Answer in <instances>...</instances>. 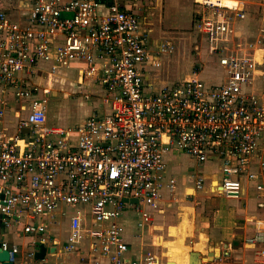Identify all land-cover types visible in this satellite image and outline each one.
Instances as JSON below:
<instances>
[{
    "label": "built area",
    "instance_id": "built-area-1",
    "mask_svg": "<svg viewBox=\"0 0 264 264\" xmlns=\"http://www.w3.org/2000/svg\"><path fill=\"white\" fill-rule=\"evenodd\" d=\"M137 1L32 0L21 21L0 9V226L31 240L24 261L17 245L0 240L11 264H35L36 248L58 246L46 222L59 217L69 222L65 252L80 251L86 237L90 253L110 264H155L148 254L127 260L119 219L131 207L149 222L172 153L198 165L222 160L216 193L227 199L241 198L244 181L264 197V17L251 38H241L233 23L246 18L242 2L194 0L201 10L193 28L217 59L218 81L194 77L153 91L145 75L158 61ZM171 51L168 42L158 48ZM73 64L93 92L80 95L98 109L74 127L48 126V90L21 74ZM8 93L19 103L10 129ZM256 160L261 172L253 171ZM204 182L198 177L194 188Z\"/></svg>",
    "mask_w": 264,
    "mask_h": 264
},
{
    "label": "crops",
    "instance_id": "crops-1",
    "mask_svg": "<svg viewBox=\"0 0 264 264\" xmlns=\"http://www.w3.org/2000/svg\"><path fill=\"white\" fill-rule=\"evenodd\" d=\"M236 1L242 2L245 8V1ZM137 4L135 11L140 16L141 23L150 29L148 42L150 52L158 61V66H148L145 75V80L153 87V91L163 85L180 83L194 77L207 84L218 81L221 71L216 65V57L209 53L208 48L206 52L213 64L210 69L205 68L188 78H185L183 70V79L176 82L169 81L160 71V68L165 66L167 69L174 45L167 39H155L159 33L167 35L169 31H175L176 29H173L175 27L177 30H183L190 26L205 42L204 36L193 28L195 14L201 10L194 0H191V5L187 1L176 0H138ZM21 6L24 7L23 10L13 20H23L28 5L25 1L19 7ZM171 14L175 17L174 23L167 22ZM259 25L260 21L250 25L246 11V18L233 23V30L235 34L239 33L241 38H251ZM166 42L172 46V51L159 55V46ZM205 46L207 47L206 44ZM214 69L216 71L219 69L216 80H206L210 76L206 71L214 72ZM78 70V66L73 64L69 68L58 67L53 74H47L39 69L32 75L21 74L25 79L37 84L40 89L48 90L46 114L48 126L74 127L83 123L98 109L99 104L95 99L85 100L80 95L93 92L88 82L84 81L81 84ZM203 73L206 76L201 78ZM5 101L8 103L5 124L10 129L15 125V113H19V103L11 93L5 94ZM53 109L54 114H50ZM256 162L257 160L253 171L261 172ZM187 164L194 170L191 172L186 170ZM221 168L222 160L213 158L198 165L185 154L172 153L166 161L161 197L155 209H148L149 222L142 223L135 213L136 209L131 207L119 219L124 239L128 244L127 260L140 259L148 254L156 260L155 264H168L170 261L178 263L177 260H180V264H188L192 259L198 264H264V206L260 208L257 206L259 202L264 203V197L258 199L253 184L247 181H244L240 199H227L216 193L212 189V182L213 178L217 179H214V184L219 181ZM198 177L205 181L201 190L194 188V182ZM170 180L174 181L172 190L167 187ZM86 218L89 222L87 215ZM46 224L50 242L54 241L58 246H53L52 243L44 246L45 256L43 260L34 259L35 264H110L106 257L90 253L86 237L80 251H63L62 245L69 234L67 218L59 217L55 225L47 222ZM171 229H174L176 234L172 235ZM0 240L17 245L20 249V260H27V254L31 251L29 246L31 240L28 236L19 235L13 229H3L0 226ZM177 242L181 244L177 245ZM36 249L35 253L38 252ZM169 254L173 256L171 260Z\"/></svg>",
    "mask_w": 264,
    "mask_h": 264
},
{
    "label": "rangeland",
    "instance_id": "rangeland-1",
    "mask_svg": "<svg viewBox=\"0 0 264 264\" xmlns=\"http://www.w3.org/2000/svg\"><path fill=\"white\" fill-rule=\"evenodd\" d=\"M28 5L29 2L32 0H0V9H3L10 18H16L19 15H17L21 10H23L21 3L25 2ZM176 1H187L191 5V0H176ZM213 1H219V4L224 6L233 7L236 6L238 1L236 0H213ZM246 2L245 4V10L248 13V22L250 25L255 24L256 22L260 21L264 17V0H243ZM131 3V2H129ZM247 6V9H246ZM171 12V11H170ZM159 15L161 13L159 12ZM170 20H167L168 23H174L173 19L175 20V17L173 14L170 15L168 18ZM18 21V20H14ZM186 25V24H185ZM175 31H169L170 33L167 35H159L155 37V39L161 40V39H167L170 40L174 45V51L170 58L168 59V66L166 69V66L163 68H160V71L162 74L171 82L181 81L183 79L182 71L184 70V76L185 78H188L193 73L201 72L202 70L210 69V67L213 65L210 60L209 56L206 52L207 47L205 46V42L202 40L203 38L195 33L190 26L184 28L183 30H177ZM206 47V48H205ZM173 56V57H172ZM182 58V59H181ZM166 69V73H165ZM211 71H206V74H210L208 76L209 78L206 79L208 81H215L218 77L219 69L216 71L215 69ZM209 72V73H208ZM211 72V73H210ZM206 76L204 73L201 75V78H204ZM218 79V78H217ZM57 99V98H56ZM52 108V104H51ZM67 109V106L66 108ZM50 114H54V109L50 112ZM191 165L187 164L185 165L186 170H194L193 167H190ZM217 180L216 178H214ZM215 188V184H214ZM213 190L215 191V189ZM216 192V191H215ZM182 213H185V211H182ZM185 224V223H184ZM171 234L174 235L175 230L171 229ZM182 235H184V231H182ZM63 239V238H62ZM177 245H180L181 243L177 242ZM174 248L176 246H173ZM179 248H182V246H179ZM170 260L173 258L171 254H169ZM177 262H173L175 264H180V260H177Z\"/></svg>",
    "mask_w": 264,
    "mask_h": 264
},
{
    "label": "water",
    "instance_id": "water-1",
    "mask_svg": "<svg viewBox=\"0 0 264 264\" xmlns=\"http://www.w3.org/2000/svg\"><path fill=\"white\" fill-rule=\"evenodd\" d=\"M45 252H46V249L44 248V246L40 245L38 252H36L34 254V259L35 260H43V258L45 256ZM8 260H9L8 252L7 251H1L0 250V263L1 264H11L10 262H8ZM194 263L195 264H198V262L196 260H194V259H192V260H190L188 262V264H194Z\"/></svg>",
    "mask_w": 264,
    "mask_h": 264
},
{
    "label": "bare ground",
    "instance_id": "bare-ground-1",
    "mask_svg": "<svg viewBox=\"0 0 264 264\" xmlns=\"http://www.w3.org/2000/svg\"><path fill=\"white\" fill-rule=\"evenodd\" d=\"M214 188V178H213V182H212V189ZM215 191L217 190V181L215 182ZM168 264H175L173 262H168ZM195 264V263H194Z\"/></svg>",
    "mask_w": 264,
    "mask_h": 264
}]
</instances>
